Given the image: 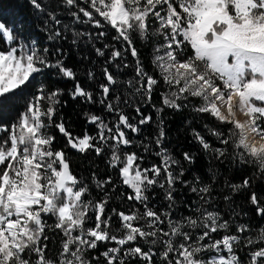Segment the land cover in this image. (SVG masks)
<instances>
[{"label": "snow or ice", "instance_id": "1", "mask_svg": "<svg viewBox=\"0 0 264 264\" xmlns=\"http://www.w3.org/2000/svg\"><path fill=\"white\" fill-rule=\"evenodd\" d=\"M30 3L41 8L37 0ZM63 3L72 6L77 0ZM79 12L96 28L102 24L109 26L116 34L112 39L135 59V78L127 82L134 88V94L151 100L156 89L167 85V91L160 94V103L172 110L185 107L191 98H199L201 103L195 111L233 125L227 138L220 132L213 134L222 144H231L239 150L240 160L255 165L264 174V0H89L88 8L80 7ZM72 16L80 21L75 12ZM149 20L158 22L153 34L162 37L153 58L159 78L140 63L133 39V34L150 38ZM56 23L59 24L58 19ZM17 31L15 26L10 28L0 22V41L7 42L6 50H0V114L14 108L26 90L33 89L38 78H46L45 69H55L65 78L75 76L74 70L61 60L52 63L46 54L41 55L35 41L30 46L23 42L15 44ZM60 34L56 31L48 39ZM74 35L78 38L84 33ZM97 35L105 36V32L99 31ZM188 46L192 55L186 54ZM95 52L98 56H109L112 62L125 54L107 44ZM102 75L105 83L99 85L101 92L111 97L115 76L110 68H105ZM88 76L92 78L93 74L89 72ZM141 81L143 84L137 87ZM71 95L94 99L79 82ZM59 97L60 90L47 91L41 83L10 131L0 137V264H98L87 250H96L104 241L117 246L99 253L103 264H129L130 260L132 264H157L156 255L160 256L159 264H264V225L259 226L252 238L243 241L240 235L230 234L231 221L224 219L218 209L208 210L213 207L208 199L210 185L191 187L192 193L201 194L199 206L191 215L171 218L174 187L177 182L185 183L181 179L184 169L181 166L179 172L174 170L181 160L163 146L166 136L163 127L155 139L159 162L142 167L139 161L143 157L120 147L132 144L124 129L132 133L140 131L126 114L120 112L114 128L91 115L90 121L98 125L97 136L87 133L73 136L62 120L55 119ZM104 103L102 100L101 104ZM237 110L249 118L236 119ZM107 111L119 109L108 103ZM156 111L159 113L162 108ZM151 119L141 116L139 124H147ZM50 129H55L68 147L80 153L91 150L99 156L106 150L110 152L108 165L131 190L126 199L143 205L142 211L112 209L119 235L110 232L112 216L107 212L108 200H85L90 188L71 172L65 150L54 147L55 135L50 134ZM193 135L217 159L226 156L225 148L212 149L203 135L195 130ZM257 136L259 141L255 139ZM97 138L99 144L95 142ZM182 155L189 163L195 159L188 152ZM92 175L105 196L108 185L118 187L111 176L100 180L95 173ZM249 183L245 179L242 184L233 185L232 190L239 191ZM157 184L165 190L164 199L169 202L164 211L148 204L149 189H155ZM248 199L252 205H260L256 193ZM256 212L264 219V205L258 206ZM45 217H54L55 223L48 225ZM248 227L238 225L236 233H244ZM49 228L62 236L59 251L52 256L48 254L47 243H43L49 239L45 235ZM222 230L225 234L217 235ZM140 241L151 245L147 251ZM130 243L135 246H129ZM156 245L159 248L154 252ZM238 245L245 248V259H241Z\"/></svg>", "mask_w": 264, "mask_h": 264}, {"label": "trees", "instance_id": "2", "mask_svg": "<svg viewBox=\"0 0 264 264\" xmlns=\"http://www.w3.org/2000/svg\"><path fill=\"white\" fill-rule=\"evenodd\" d=\"M37 2L41 5L39 9L35 8L30 0H0V22H4L10 28L15 26L18 30L14 33L16 36L15 44L18 45L23 42L31 45L32 40L35 41L41 55L46 54L52 63H55L57 59L61 60L65 66L74 70L75 76L74 78H65L58 74L55 69H45V72L48 73L47 77L38 78L34 82L33 89L26 90L25 94L17 100L14 108L0 114V129H2L0 130V137H5L10 131V126L25 110L26 102L32 98L35 89H38L41 83L47 91L60 90L57 105L58 115L55 119L57 122L62 120L73 136L82 137L86 133L97 136L98 125H94L90 121L91 115L100 117L105 124L114 128L120 112L126 114L131 122L138 125L140 131L132 133L124 129L132 140V144L121 145L120 147L123 151L136 152L143 157L139 161L142 167H150L159 162L156 156L159 147L155 144V139L159 128L163 127L166 132L162 141L163 146L172 156L181 160V165L174 166V170L179 172L181 166L184 169L181 179L185 183L177 182L174 187L175 197L174 206L170 210L171 218L177 220L191 215L194 208L199 206L201 195L199 192L192 193L191 187H202L207 184L211 187V196L208 199L213 205L208 210L218 209L224 219L231 221L230 234L240 235L241 241L252 238L259 226L264 225V219L256 212L258 206L264 205V174L255 165L240 160L239 150L234 149L231 144H222L213 134L220 132L227 138L228 131L233 125L222 123L210 115L195 111V108L201 103L199 98H191L190 102H185L186 106L179 110L162 106L160 94L167 91V85H162L156 89L151 100L134 94V88L127 82L135 78V59L126 52L122 44L112 39L116 34L109 26L102 24L100 28H96L87 21V18L83 17L79 8L85 7L87 9L84 2L77 0V4L72 6L64 4L63 0H37ZM73 12L80 17V21L71 16ZM67 15H70L72 22H68L69 24L64 27L62 18L67 19ZM57 19L59 24L56 23ZM49 24L54 31L61 33L54 40H49L47 37V31H51ZM154 25L157 27V24ZM99 31H104L105 36H98ZM77 32L84 33V35L77 38L74 35ZM159 38L162 41V37L159 36ZM133 39L139 52L140 63L146 71L159 78L153 64L154 34L150 35L149 39H143L133 34ZM105 44L110 49H118L125 54L117 58L115 62H112L109 56H98L95 49L103 48ZM6 48V41H0V49L6 50ZM45 48L48 49L47 53L44 52ZM105 51L107 52V49ZM190 53V46H188L186 54L189 55ZM105 68H110L116 80V84L112 86L111 97L104 96L99 87L100 84L105 83V78L102 75ZM89 72L93 74L92 78H89ZM77 82L90 92L94 99L89 101L83 97L73 98L71 92ZM142 84L141 81L136 86L139 87ZM102 100L105 102L103 105L101 104ZM108 103L113 104L119 109V112L107 111ZM154 104L155 107H153ZM44 107L46 109L47 101L44 102ZM137 108L141 110L139 113L136 111ZM157 108H162V111L158 113ZM141 116H151L152 119L149 123L140 125ZM161 120L163 121L162 124L160 123ZM194 130L206 138L212 149L225 148L226 156L217 159L211 149L204 150L194 138ZM50 134L55 135L54 147L65 150L71 172L89 186L90 191L85 196V200H108L107 212L112 216L110 232L119 235L120 233L117 232L119 225L114 214H112V209L115 208L117 212L142 211L143 205L126 199V194L131 190L120 182L117 172L108 165L110 152L106 150L99 156L91 150L80 153L68 147L65 138L55 129H50ZM105 134H108L106 130ZM95 142L100 143L98 138ZM145 146H147V151ZM184 152L190 153L195 158L192 163L183 160L182 154ZM93 173L100 180L111 176L113 183L118 187L108 185L105 196L104 189L96 187V179H93ZM197 177L198 180L195 179ZM245 179L250 181L246 187H241L239 191L232 190L233 185H240ZM164 191L159 187V184L155 186V189H149L148 204L159 211L167 210L169 202L164 199ZM252 193H256L259 197L260 205H252L249 202L248 198ZM204 207L207 208L208 205L205 204ZM45 219L48 225L55 223L54 217H45ZM241 224L248 225V230L244 233H236V226ZM223 234L225 233L222 230L217 235ZM45 235L49 237L47 241L43 242L47 243L48 254L50 256L55 255L59 251L62 236L51 228L46 231ZM140 243L144 246L145 251L151 246L147 241H140ZM116 246L112 241H104L100 242L96 250L89 249L87 253L89 257L95 258L98 264H103V258L100 257L99 253L105 251L106 248ZM129 246L135 245L130 243ZM158 248L159 245H156L153 251L156 252ZM238 251L241 259H245V248L238 245ZM154 259L159 264L160 256L156 255ZM129 264H132V260L129 261Z\"/></svg>", "mask_w": 264, "mask_h": 264}, {"label": "rangeland", "instance_id": "3", "mask_svg": "<svg viewBox=\"0 0 264 264\" xmlns=\"http://www.w3.org/2000/svg\"><path fill=\"white\" fill-rule=\"evenodd\" d=\"M80 1L84 2V3L87 5V8H88L89 0H80ZM71 16H72V15H71ZM70 21H71L70 15H67V19L62 18L63 26H64V27L67 26V24H69L68 22H70ZM71 22H72V21H71ZM154 24H157V27H158V22L154 23L152 20H149V25H150V27H149V34H150V35L153 34L154 29L156 28ZM49 28H50L51 31H49V30L47 31L48 36H49V35H54L56 31H54L53 27H52L50 24H49ZM48 36H47V37H48ZM154 36H155V40H154V44L152 45V51L154 52V55H156V54H157V52H156L157 46H158L162 41L160 40V38H159L158 35H155V34H154ZM53 40H54V39H53ZM32 42H33V40H32ZM29 46H30V45H29ZM6 47H7V42H6ZM36 48H37V51H38V47H37V45H36ZM0 50H3V49H0ZM42 50H43V49H42ZM190 50H191V48H190ZM40 51H41V50H40ZM185 51H186V50H185ZM38 52H39V51H38ZM39 53H40V52H39ZM189 55H192V51H191V53H190ZM153 58H154V56H153ZM255 139H256V137H255Z\"/></svg>", "mask_w": 264, "mask_h": 264}, {"label": "bare ground", "instance_id": "4", "mask_svg": "<svg viewBox=\"0 0 264 264\" xmlns=\"http://www.w3.org/2000/svg\"><path fill=\"white\" fill-rule=\"evenodd\" d=\"M223 111H225V114L226 113V109H222ZM249 117L246 116V114L244 112H241L239 110L236 111V119L240 120V121H244V120H247ZM256 140L259 141L260 140V137L257 136L256 137Z\"/></svg>", "mask_w": 264, "mask_h": 264}]
</instances>
